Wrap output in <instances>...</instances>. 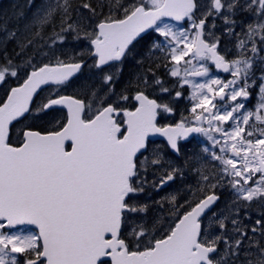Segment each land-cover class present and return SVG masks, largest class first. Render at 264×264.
<instances>
[{"label":"snow or ice","instance_id":"6c2138e0","mask_svg":"<svg viewBox=\"0 0 264 264\" xmlns=\"http://www.w3.org/2000/svg\"><path fill=\"white\" fill-rule=\"evenodd\" d=\"M149 2L150 7L144 0H107L109 14L91 32L73 19L70 0H55L35 14L26 26L34 29L32 38L20 39L17 31L0 26V47L15 43L22 58L0 64V85L13 78L18 82L0 102V264H108L105 257L111 264H264V218L251 227L243 222L251 219L247 209L254 201L264 207V0H209L203 11L199 0ZM82 8L96 15L91 3ZM242 15L252 21L238 20ZM165 17L187 27L178 30ZM217 18L224 24L221 31L234 38L232 58L215 35ZM56 19L59 31L41 44V30ZM69 37L90 41L102 90L85 87L78 95L63 94L85 67L81 54L63 53L68 61L56 55V46ZM137 45L149 55L162 54L167 76L175 78L173 88H190L189 117L174 126L157 124L158 116L174 109L148 90L172 95L173 88L152 67L136 77L135 107L120 103L130 97L117 94L114 84L120 65L139 55ZM29 48L42 59L34 63L35 57L25 55ZM209 62L232 78L211 76ZM42 86L52 91L37 102ZM251 87H258L259 101L250 110ZM183 95L177 90L174 99ZM58 109H66L65 122L37 130L35 122ZM153 133L166 137L177 153L178 142L194 133L211 142L203 153L215 171L196 170L208 191L183 203L176 195L162 197L156 203L169 216L148 217L149 205L134 202L146 186L159 191L182 176L173 165L165 170L161 154L147 155ZM150 167L163 175L153 173L149 181ZM217 189L229 190L232 200L219 216L211 213L216 234L208 235L205 221L221 198ZM134 217L133 227L128 222ZM25 224L38 232L10 231ZM122 228L131 231L135 248Z\"/></svg>","mask_w":264,"mask_h":264},{"label":"rangeland","instance_id":"374dc122","mask_svg":"<svg viewBox=\"0 0 264 264\" xmlns=\"http://www.w3.org/2000/svg\"><path fill=\"white\" fill-rule=\"evenodd\" d=\"M54 2H55V0H0V26H6L9 30L17 31L20 39L32 38V32L34 31V29H30L26 26L30 24V22H31V20L35 14H37L38 12H42L43 9L46 8L49 3H54ZM144 2L146 4V6H148V7L151 6L149 0H144ZM199 3L201 6V11H203L207 7L209 0H199ZM99 7H103V5H100ZM95 9H96V15L91 16V14L88 12L87 9H84L82 7L76 8L74 10V14L75 13H77V14L72 15L73 19L79 20L82 24H84L86 26V30L91 32L92 28L95 26V24L103 19L101 11L99 10L100 8L99 9L95 8ZM11 17H15V19H13L12 26L5 25V24L1 23V21H3V19H7V18H11ZM209 19L211 20V17ZM237 19L240 21H244L246 23L252 21V17L247 16V15L239 16V17H237ZM166 21L170 24L175 25V27L178 30L182 29V27H187V24L185 22L184 23H177V22H173L170 20H166ZM215 23H216V28L214 29L215 35L220 38L221 44H224V47H221V49H223L225 51L230 50L229 46L227 48L225 46H226L227 40H230V41L232 40L233 44H234L235 43L234 38L228 36L227 34H225L221 31V29L224 28V24H223V21L221 19L217 18ZM59 24H60V20L56 19L54 21L53 25L45 26L41 30V35L44 38V40L40 41L41 44H43L44 41H46L48 39V37L53 35L54 30L59 31ZM236 31L239 32L240 29L237 28ZM3 37H4V33L2 31H0V40H2ZM89 43H90V41L86 40V39L73 40V39H71V37H69V39L67 41H65L64 45L61 46L58 44L56 46V55L60 56L61 59L68 61V56L63 55V53H69L72 55L81 54V55H83V58L86 61V65L83 69V72L78 77H76L72 80V84L70 87L63 90L64 95H72V96L78 95V94L83 92L85 87L94 88L96 90H102L104 87L102 84V80H99L96 84V78H97L95 75L96 70H94V67L92 66L94 61L92 60V58L90 57V54H89ZM44 51H48V49L44 48ZM17 52H19V48L17 47V45L15 43H10V45H8V43H7L6 44V50H5V47H0V64L4 63L5 60L8 58H12L14 63L21 62L22 58L17 56ZM25 55L35 57V59L33 60L34 63H35L36 59H42L41 57H38L36 55V52L31 48H29L27 50ZM159 56L163 60L162 54H157V53L154 54L155 59L158 58ZM140 57L142 60L147 61V63L150 61V59H152V55H149L148 53H144ZM49 59H51V61L53 63H55V57L52 56L51 53L49 54ZM45 62H47V61H45ZM163 63H164V61H163ZM136 65H138V67L135 69H131L130 66L128 65V62L123 63V65H120V67H122V69H123V71L121 72L123 74H119V78L115 81V84H114V88H115V91L117 94H119L121 91H124L125 94L130 96L132 89L135 88L137 75H139L141 72H143V70L146 68V64L143 62H141L139 64L137 63ZM110 71H115V69H111ZM100 74L102 76V73H100ZM211 76L216 77L213 74H211ZM231 78L232 77H229V78L224 79V80H229ZM99 79H101V78H99ZM201 79L202 78H197V80H201ZM125 80H126V82H125ZM163 80L165 81L166 86L171 87L174 83L175 78H169L167 76V74L166 75L163 74ZM125 83H126V85H125ZM17 84H18L17 80L15 78H13V79L8 80L6 84L0 85V102H2L6 98V94H7L8 89L14 85H17ZM127 88H128V90H127ZM256 89H257V91L255 92V94H256L255 101L253 103H250V104L246 103V107L249 108L250 110L254 109L255 106L257 105L258 101H259L258 87ZM177 90L181 91V89H179V88H177ZM51 91L52 90L47 87L38 96L37 102L42 101L45 97L50 95ZM173 94H174V92H173ZM173 94L170 95L169 98H163L162 97L164 102H167L171 105L173 102ZM164 96H167V95H164ZM125 102L126 101H120L121 104H123ZM66 114L67 113L64 109H58V110L52 112L50 116L45 117L44 120L36 121L35 122L36 127H37V129H40V130H53L54 128L58 127L59 124H62L65 122L64 118H65ZM53 118H55V120ZM28 123H32V121H28ZM19 127H22V125H17V129ZM11 139L13 142L18 141L15 135H13L11 137ZM156 147H157L156 145H153L151 151L149 153H147V155L149 157H151V155L153 153L158 152V151H154V149ZM167 167L168 166L165 165V170H168ZM153 173H155V177H158L161 174H163V171H161L159 169H153L150 167L148 170V177H147L149 181H151L155 178ZM164 188H166V189H164L162 192H165V191H167V192H166L165 196H161L159 193L155 194L154 190L151 188L150 185L146 186L144 192L138 194V200L134 201L136 203H145V204L149 205L148 217L161 216L159 213V209H160L159 204L156 203L157 199L160 200L161 197L173 195V190H175L177 187L176 186L171 187L170 185H167ZM183 190H186V189L183 188ZM224 192H225V195L227 196L225 198L227 200V203L231 204L232 197L230 195L229 190L224 189ZM253 205H256V207H257V209L255 210L257 216H253L252 212L250 210L248 211V213L251 217V220L248 221L247 223L244 222V224L248 225L249 227L254 225L256 219H261L260 217L264 218V207H261L257 203H253L252 206ZM222 209H223L222 211L225 212L227 208L224 206ZM163 212H165V211H163ZM169 215L170 214H168V212H167V216H169ZM146 219H147V217H146ZM137 221H138V218L134 217L133 219L129 220L128 223H129V225L134 227L136 225ZM208 224L211 225V222L208 221ZM16 232L19 234H23V235L33 234L32 231H30L28 229H23V230L21 229V230H18ZM122 235H124V237L126 236L127 238H129V240L131 241L132 247L134 244H136V242L134 240H132L131 231L129 229H125V231L123 232ZM208 235H214V233H210ZM145 244H147V241H145L143 243V245H145Z\"/></svg>","mask_w":264,"mask_h":264},{"label":"flooded vegetation","instance_id":"af4514ba","mask_svg":"<svg viewBox=\"0 0 264 264\" xmlns=\"http://www.w3.org/2000/svg\"><path fill=\"white\" fill-rule=\"evenodd\" d=\"M75 13L74 15H76ZM16 17V16H15ZM15 17L3 19L1 23L5 25L12 26L13 19ZM230 47V50H227L226 53L228 55V58H232V54L235 52L234 44L233 41L227 40L226 43V48ZM220 47H224V44H221ZM91 44L89 43V53L91 51ZM136 52L139 53V55H136L135 53L133 54L132 57H129L127 60L124 61V63L128 62V65L130 66L131 69H135L138 67L137 61L143 62L146 64V68L143 70L145 71L148 67H152L153 70L156 72V74L163 79V74L166 75L165 69L163 67V60L159 56L158 58H154V55H152V59L147 63V61H144L141 59V55L144 53H148L147 48H142L140 45H137ZM161 54V53H157ZM92 60L94 61V58L92 55H90ZM160 64V67H156V64ZM86 65V61H85ZM210 66V74L215 75L218 78L221 79H227L231 77L230 73H225V72H220L218 71L214 65L209 62ZM94 70H96L95 75H96V84L99 80H102V76L99 72L94 67ZM111 70V69H110ZM123 74V73H119ZM101 78V79H99ZM126 82V80H125ZM259 84V80L257 79V85ZM126 85V83H125ZM98 86V85H97ZM173 88V85L170 87ZM257 87H251L249 88V91L251 93L250 99L246 102L247 104L253 103L256 99V94L255 92L257 91ZM125 89V88H124ZM128 90V88H127ZM151 93V98H156L158 102L162 101L164 102L163 98H169V94H161L159 91L152 92L151 89L148 90ZM177 91V88H173V92ZM181 91L184 93L183 96L180 98H175L174 99V94H173V102L171 106L173 107L174 111L172 113H162L160 116L157 118V124L160 127H165L172 125L174 126L177 122H179L182 117H189V112L192 104L189 102L188 96L190 95V88L188 86H185L184 88L181 89ZM134 92V93H133ZM133 93V94H132ZM135 94V88L132 89L130 93V100L126 101L122 105L129 109L132 110L136 102L134 100H131V96ZM167 95V96H164ZM163 97V98H162ZM167 103V102H164ZM179 152H175L170 149V146L168 145V142L166 139H148V153L151 151L152 146L156 145L157 147L154 149V151H158L156 153L161 154L163 158L164 165H173L176 168L180 169L182 172V176H177L173 181H170L168 184H166L164 187L167 185H170L171 187H177L175 190H173V195L177 196V200L179 203H183L185 199H199L202 198L203 193L207 192L208 189L206 186L202 185L200 183V178L197 175V169H204L206 172H211L215 171L214 168V162L210 158H206V154L203 153V148L204 147H209L211 148V142L208 141L205 137H203L201 134H192L190 135L187 139H181L179 142ZM14 145L18 144V141L16 143H13ZM69 147V146H68ZM153 151V150H152ZM153 151V152H154ZM168 168V167H167ZM163 175V174H161ZM185 188L186 190H183ZM188 188V189H187ZM164 189H160L159 191H155V194L159 193L161 196H165L166 192H162ZM177 190V191H176ZM217 194L220 195V200L212 206L210 209V212L207 216V219L205 221V224L207 225L204 229V231L207 234L214 233L216 234V225L214 224L213 216L211 213H215L217 216H219L221 213H223V207L227 206L230 203H227V200L225 199L227 196L225 195L224 189H217L216 190ZM162 198V197H161ZM157 199V201H161ZM227 203V204H226ZM253 203H256L255 201ZM226 204V205H225ZM160 207V206H159ZM168 205H164V208L167 209ZM257 209L256 205H253L251 208L247 209V211H251L253 216H257L255 210ZM159 213L161 216H167V211L161 212L159 209ZM169 214V213H168ZM243 216V213H241ZM262 218V217H260ZM251 219H245L243 222L247 223ZM208 221L211 222V225L208 224ZM23 230V229H28L32 231L33 234L36 233V230L31 228L28 225H21L18 227H15L11 229L10 231L16 232L18 230Z\"/></svg>","mask_w":264,"mask_h":264},{"label":"trees","instance_id":"16d2710c","mask_svg":"<svg viewBox=\"0 0 264 264\" xmlns=\"http://www.w3.org/2000/svg\"><path fill=\"white\" fill-rule=\"evenodd\" d=\"M85 2L91 3L92 6H94L95 8H98V9L100 8L99 10L101 11V14H102L103 18L106 15L109 14V9L106 6L107 0H70V3L72 4V8H73L72 15L74 14V10L76 8L82 7V4L85 3ZM100 5H103V7H99ZM8 45H10V43H8ZM124 231H125V229L123 228L122 234H123ZM122 236L124 237V235H122ZM127 239H128V241L130 242V245H131V241L129 240V238H127ZM145 245L141 244L140 247H144ZM133 247L135 248L136 244H134Z\"/></svg>","mask_w":264,"mask_h":264},{"label":"water","instance_id":"95a60500","mask_svg":"<svg viewBox=\"0 0 264 264\" xmlns=\"http://www.w3.org/2000/svg\"><path fill=\"white\" fill-rule=\"evenodd\" d=\"M165 18H168V19H171V20L175 21V20H174L173 18H171V17H165ZM217 70L220 71V72H224V71L221 70V69H217ZM78 74H79V73H78ZM78 74H76V76H77ZM73 78H75V76H74ZM17 86H18V85H17ZM13 87H16V86H13ZM44 87H46V86H42V89H43ZM40 91H41V90H38V93H39ZM69 96H71V95H69ZM149 138H150V139H166V140H167L166 137H164L163 135H161V134H159V133H153V134H150ZM149 138H148V139H149ZM68 142L71 143V141H68ZM68 142H66V144H67ZM65 146H66V145H65ZM17 226H20V225H17ZM17 226H16V227H17ZM30 226L33 227V228H35V229L38 231L37 226H35V225H30ZM104 259H105V260H109V261H110V264H111L110 257H105Z\"/></svg>","mask_w":264,"mask_h":264}]
</instances>
